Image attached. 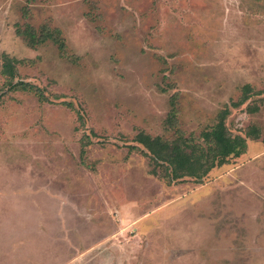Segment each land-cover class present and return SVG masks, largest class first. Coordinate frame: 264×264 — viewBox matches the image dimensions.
<instances>
[{"label":"rangeland","instance_id":"374dc122","mask_svg":"<svg viewBox=\"0 0 264 264\" xmlns=\"http://www.w3.org/2000/svg\"><path fill=\"white\" fill-rule=\"evenodd\" d=\"M223 112L201 179L134 142ZM0 264H264V0H0Z\"/></svg>","mask_w":264,"mask_h":264},{"label":"trees","instance_id":"16d2710c","mask_svg":"<svg viewBox=\"0 0 264 264\" xmlns=\"http://www.w3.org/2000/svg\"><path fill=\"white\" fill-rule=\"evenodd\" d=\"M34 33H36L35 30L31 28H26L22 31L17 30L19 36L30 38L32 36L35 38ZM41 36L40 38L36 37L32 45L42 43L48 39H55V34H51L48 30L42 31ZM15 72L16 65L10 63L1 65V75L7 81L14 78ZM10 88L16 92H33L37 96H42L41 93H38L39 91H36L34 86L28 83L18 82L11 84ZM224 118L225 113L223 112L214 126L208 131L201 133L200 138L205 143V147L193 145L189 141L183 140L163 141L161 138H151L144 133L137 134L134 137V142L148 152L155 164L162 166V179L166 181L183 177L201 179L216 164L222 165L226 158L230 156L238 157L244 153V140L228 134L223 123Z\"/></svg>","mask_w":264,"mask_h":264}]
</instances>
